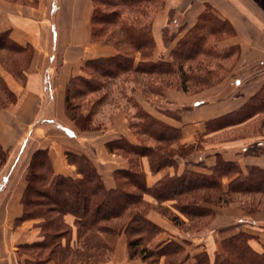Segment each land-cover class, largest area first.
Returning a JSON list of instances; mask_svg holds the SVG:
<instances>
[{
	"label": "crops",
	"instance_id": "obj_1",
	"mask_svg": "<svg viewBox=\"0 0 264 264\" xmlns=\"http://www.w3.org/2000/svg\"><path fill=\"white\" fill-rule=\"evenodd\" d=\"M163 4L153 14L155 61L170 50L164 43L163 29L174 30L175 21H179L176 28L181 33L174 41L175 45L197 23L206 8L211 7L235 31V37L223 40L219 47L224 51L237 47L238 68L203 90L185 93L180 88H169L161 96L145 94L143 85L134 83L132 77L118 78L111 83L110 90L109 87L102 93L105 99L92 117L95 129L81 132L65 113L67 86L72 79L86 75L88 61L118 54L110 43L92 42L93 1L0 0V32H7L15 43L33 50L24 83L0 65V74L17 98L14 104L0 107V146L8 153L7 162L0 166V264L33 261L20 254V248L43 240L39 227L41 219L16 223L22 215L21 201L34 152L45 150L54 175L72 178L80 175L76 166L69 164L67 154L87 156L108 190L116 188L115 173L130 168L129 159L110 153L106 148L107 143L119 139H125L131 145H141L139 135L131 126L139 121L136 113L130 117L120 100V105L115 100L118 86H130L128 105L133 104L134 109L141 108L180 130V138L172 148L177 149L178 145L193 147L187 156L176 155L173 165L155 172L148 158H140L148 189L156 187L163 179L180 177L188 172L210 176L218 156L224 162L237 164L244 176L250 167L264 170V123L261 125L263 134L250 132L259 118L264 120V114L260 112L236 125L215 128L216 120L241 110L264 90V0H163ZM237 70L240 82L236 93L231 78ZM98 94L85 98L84 114H88L95 104L93 98L98 100L103 96ZM145 143L155 145L154 140ZM231 181L223 178L224 192ZM143 201L147 207V219L160 229L149 241L148 248H162L170 242L181 244L184 250L179 264H198L203 255L208 257L209 264H215L217 258L224 260L223 241L238 234L247 235L252 251L264 255V209L250 214L240 202L226 207L203 203L202 207L213 210V216L196 220L198 226L193 227L176 207L177 198L159 199L147 192L143 194ZM164 211L177 215L185 225L176 226L163 214ZM64 220L72 229L70 247L75 248V219L67 215ZM189 226L191 229L188 230ZM80 258L71 256L68 264H146L139 258L130 259L128 237L124 231L116 238L113 252L105 260ZM41 264L58 263L47 260ZM160 264H168L165 257L160 259Z\"/></svg>",
	"mask_w": 264,
	"mask_h": 264
},
{
	"label": "trees",
	"instance_id": "obj_2",
	"mask_svg": "<svg viewBox=\"0 0 264 264\" xmlns=\"http://www.w3.org/2000/svg\"><path fill=\"white\" fill-rule=\"evenodd\" d=\"M92 1V42L110 43L118 54L112 58L88 61L85 68L88 73L69 82L65 113L79 131L95 129L92 117L105 95L95 102L88 114L83 111L84 100L105 90L111 84L107 80L112 82L121 77H132L134 83L143 85L145 94L154 96H161L169 88H180L185 93L200 91L221 81L213 82L217 80V74L212 64L225 62L233 55L226 52L228 50L220 55L216 48L210 47V39L226 37L219 40L220 43L234 38L235 31L211 7L206 8L197 23L175 45L174 41L181 31L163 29V40L170 50L166 56L155 61L153 14L163 7V0ZM32 55L30 47L23 48L7 32H0V65L10 67L13 77L22 83L25 82V71ZM0 91L5 96L0 100L1 108L16 102L15 94L7 85ZM263 110L264 90L241 110L216 120L215 128L236 125ZM135 115L139 121L131 123V126L139 135L141 145H131L125 139L106 145L110 153L122 155L130 162L128 170L115 173L116 188L113 190L105 187L96 166L85 155L67 154L69 164L76 166L80 175L79 178H72L54 175L45 150L34 152L21 201L22 215L16 223L41 219L39 227L43 240L20 248V254L33 259L26 264H41L47 260L68 264L69 257L76 255L86 261L94 257L105 260L113 252L121 231L128 237L130 259L139 258L146 264H160V259L165 257L168 264H179L184 250L181 244L170 242L162 248H148L149 241L160 229L146 217L143 194L147 192L159 199L177 198L176 207L192 222L193 227L198 226L196 220L213 216V210L202 207L203 203L226 207L240 202L250 214L264 209V170L250 167L247 176H244L237 164L224 162L219 156L210 176L188 172L180 177L163 179L156 187L148 189L145 174L140 168V158H148L155 172L173 165L176 155L187 156L193 147L178 145L177 149L172 148L180 138V130L159 121L141 108H137ZM146 140H154L155 145L148 146ZM7 158L8 153L0 146V166L7 162ZM225 177L232 179L227 192L222 188ZM163 214L176 226L185 225L177 215L168 211ZM67 215L75 219V248L70 247L72 229L64 220ZM222 250L225 259L220 261L217 258L215 264H264V255L252 251L245 234L225 239ZM198 260V264H209L206 255Z\"/></svg>",
	"mask_w": 264,
	"mask_h": 264
},
{
	"label": "rangeland",
	"instance_id": "obj_3",
	"mask_svg": "<svg viewBox=\"0 0 264 264\" xmlns=\"http://www.w3.org/2000/svg\"><path fill=\"white\" fill-rule=\"evenodd\" d=\"M176 24V25H175ZM175 24H174V26H175V28H174V30H171L170 32H172V31H176L177 30V28H176V26H178V24H179V21L178 20H176L175 21ZM223 38H226V37H216V38H211L210 39V47H213V48H216L217 49V52L218 53H220V55H222L221 53H226V52H228L229 54H232L233 55V57L229 60V61H226V62H224V61H222V62H219V61H217V62H213V64L212 65H214V67L213 68H215V73L217 74L216 76H217V80H214L213 82H218V81H220V80H222L223 78H226L230 73H232L234 70H236L238 67H237V47H232V48H230V50H228V51H224V50H222L220 47H219V43H218V41L219 40H221V39H223ZM23 64V63H22ZM7 73H9V74H13L12 73V70H11V68L10 67H6V66H3L2 67ZM91 71V70H90ZM89 71V72H90ZM85 72V74H87L88 73V70H85L84 71ZM13 76V75H12ZM122 78V77H121ZM122 80V79H121ZM102 82H104V80H102ZM239 82H240V78L238 77V70L236 71V74H234L233 76H232V78H231V85H232V89L234 90V92H236L237 93V90H238V84H239ZM107 83H115V81L114 80H112V82H110V81H108L107 80ZM117 83H119V81L117 82ZM122 85L124 84V83H121ZM6 82H5V80H4V78L2 77V75L0 74V90L1 89H3V88H6ZM127 85V84H126ZM126 85H124V87H121V86H118V88H117V90H116V93H114L115 94V100H116V102H117V105H120L119 104V100H120V102H121V105H123V109H125V111L127 112H129V116L131 117V116H133V114L134 113H136L137 112V110L136 109H134L133 108V104H132V106H130V105H128L127 104V102H126V100L128 99V96H130L129 95V90H130V86H126ZM111 86H112V84H109L108 85V87H110L109 88V90L111 89ZM108 87L106 88V89H108ZM106 89L105 90H103V91H101L100 92V94H98V96H100V95H103L102 93H104V91H106ZM122 89V90H121ZM109 92V91H108ZM110 93V92H109ZM97 96V97H98ZM108 96V95H107ZM4 95H3V93L0 91V100H3L4 99ZM119 99V100H118ZM93 101H97V98H93ZM126 102V103H125ZM261 113L262 114H264V110L263 111H261ZM263 123H264V120H262V117L261 118H259V121L258 122H256L255 124H253L252 125V129H251V131L250 132H253L254 134H257L258 135V133H260V134H263V130L261 129V125H263ZM256 198H259V196L258 197H256ZM251 200V199H250Z\"/></svg>",
	"mask_w": 264,
	"mask_h": 264
}]
</instances>
